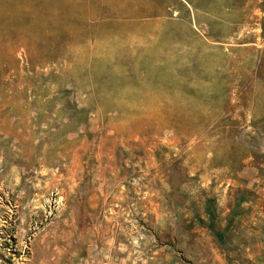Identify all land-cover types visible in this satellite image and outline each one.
Here are the masks:
<instances>
[{"label":"rangeland","instance_id":"rangeland-1","mask_svg":"<svg viewBox=\"0 0 264 264\" xmlns=\"http://www.w3.org/2000/svg\"><path fill=\"white\" fill-rule=\"evenodd\" d=\"M0 264H264V0H0Z\"/></svg>","mask_w":264,"mask_h":264},{"label":"trees","instance_id":"trees-1","mask_svg":"<svg viewBox=\"0 0 264 264\" xmlns=\"http://www.w3.org/2000/svg\"><path fill=\"white\" fill-rule=\"evenodd\" d=\"M205 211L211 218L214 217L215 208H214V201L212 199L206 201ZM213 231L215 232V229H213Z\"/></svg>","mask_w":264,"mask_h":264}]
</instances>
